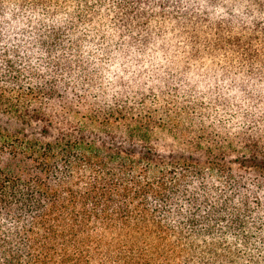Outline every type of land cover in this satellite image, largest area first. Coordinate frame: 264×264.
<instances>
[{"label":"trees","instance_id":"16d2710c","mask_svg":"<svg viewBox=\"0 0 264 264\" xmlns=\"http://www.w3.org/2000/svg\"><path fill=\"white\" fill-rule=\"evenodd\" d=\"M0 264H264V0H0Z\"/></svg>","mask_w":264,"mask_h":264},{"label":"rangeland","instance_id":"374dc122","mask_svg":"<svg viewBox=\"0 0 264 264\" xmlns=\"http://www.w3.org/2000/svg\"><path fill=\"white\" fill-rule=\"evenodd\" d=\"M168 150H169L168 148L162 147V148H161V153L167 155V154H168ZM187 152H189V151H186V150H185V153H187Z\"/></svg>","mask_w":264,"mask_h":264}]
</instances>
